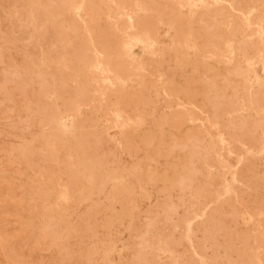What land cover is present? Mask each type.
Here are the masks:
<instances>
[{"label": "rangeland", "instance_id": "1", "mask_svg": "<svg viewBox=\"0 0 264 264\" xmlns=\"http://www.w3.org/2000/svg\"><path fill=\"white\" fill-rule=\"evenodd\" d=\"M2 1L4 3L5 0L0 1V15L8 13V8L4 7H8L10 0H6L5 3L7 2L8 4L4 3L5 5ZM78 1L83 2L85 0ZM156 1L159 0H93L99 8L98 30L103 34H108V36H110V33L112 35L106 41V44L109 41V46H112L109 52V61L114 66L127 71L129 76L127 82L123 80L125 87H123L122 95L127 94L128 83L131 80L144 86L145 92L143 98H136L137 100L135 99L134 102H129L126 105L115 101L112 92L116 88L103 89L101 87V91L106 94L105 98L107 99L106 102H102L96 99L94 94L97 87L91 83L88 86L91 91L89 92L88 106H83L81 102H73L71 108L65 111L61 106L62 102H53L60 113L61 130L66 135H73L76 127H82L85 129L84 136L86 139L89 138L90 140H87L90 142L92 139L91 143L94 142L93 146L89 143L91 145H89L88 151L90 154L93 149L95 150L96 154L93 151L91 159L102 158L103 172L101 173L102 176H100L101 174L98 175V179L107 188L96 196L100 203L107 205L111 202L114 194L112 187L116 189L135 188V190L131 189L134 196L132 194H125V196H127L128 204L138 212V229L141 222L146 223L148 221L150 224H154L153 228L156 235L154 238L157 239L160 235L165 238L167 245L168 243L170 245L167 246L168 259H183L185 261L183 264H191V261L193 262L192 264H200V262L204 264H213V262L217 264H234L237 261L239 262L235 264H257L258 261L263 262L264 0H245L243 8L241 6L242 9L235 13L229 8L233 0H222L223 3H218L220 0H180L185 5L182 10L176 7L170 8L169 5L174 3V0H160L164 3L162 8L167 5L170 9L168 11L179 18L180 22L178 23L169 20L167 15L151 8L150 2ZM114 6L119 7V9L114 8ZM75 20L77 21V19ZM144 20L147 23H143ZM127 41H129L131 48L134 49L133 56L126 52L125 45ZM114 43H116V47ZM8 46H10L9 43L0 42V48L5 49ZM113 46L115 49H112ZM242 48L243 50L246 49L243 51ZM91 52H89V56L93 58ZM91 61H94V58ZM91 61L86 67L87 73L93 72L91 66L93 63L91 64ZM72 62H75V59H71ZM195 64L198 66H193ZM187 69L196 70L187 71ZM3 70V65L0 64V73ZM189 72H191V75ZM192 73L196 76L192 75ZM202 74L206 75L202 76ZM87 78L90 81L93 80L91 75H88ZM202 80L205 81L203 82ZM70 84L75 90L79 88L78 78L74 72L71 74ZM187 85L188 87H186ZM91 86L94 88H91ZM187 88L191 92L185 91ZM175 90L178 92L177 94H175ZM260 92L263 94H260ZM261 95L263 98L259 97ZM258 98L263 101L259 102V100H256ZM194 99L196 100L193 101ZM182 115H184V118ZM0 121V232L7 238L9 243L13 241L12 243L17 249L26 252L28 251V246L24 241L26 233L21 229L18 220L19 215L25 213L27 209V203L20 188L26 182V177L20 173L18 164L14 165L15 170L8 174L7 179L5 178L6 174L2 171L9 169L8 158L4 151L14 148V146L20 147L24 140L12 134L11 122L1 117ZM252 124H254L253 128L250 127ZM18 127L22 128L23 124H19ZM38 131L37 128L33 129L35 134ZM250 133L253 136L252 140ZM199 135L200 137H198ZM193 136L198 142L194 140ZM250 142H252L251 144L254 147L250 145ZM177 144L178 146H175ZM168 152L170 156L166 155ZM110 159L114 162L112 160L111 162ZM232 161L235 165H232ZM210 162H213V165H209L211 164ZM148 163L154 170L151 169ZM57 168L62 169L60 163H58ZM174 168L177 170L175 171ZM89 170L85 169V172H81L82 179L87 184L91 182L98 183L95 173L97 171L94 168L92 169V167L91 172ZM146 170L147 172H145ZM163 170L166 173L163 172L165 175L161 173ZM141 172L144 174L143 177L147 174L146 180L145 178L142 179ZM149 173L150 176L148 178ZM59 175L65 177L67 173L65 170L60 173L55 170V180H57ZM147 178L150 183H147ZM12 182L13 184H11ZM164 183L165 188H167L163 193L161 188L164 187ZM19 184L21 185L19 186ZM131 185L132 187H130ZM138 194H141V198H136L135 195ZM163 196H167V202L164 204L162 203ZM213 196L214 198L211 200ZM169 197H172L170 198L171 202L168 201ZM206 201L208 205L205 203ZM232 202L233 204H231ZM254 202L255 204H253ZM173 208L177 210L175 211ZM200 208L202 210H199ZM214 208H217L216 212L220 211L215 213ZM225 209L229 214L225 212ZM56 211L60 212L55 207ZM82 211L83 208L76 207L73 211L66 214V218L69 221H73L82 214ZM161 211L165 212L162 214ZM160 213L165 216V219L163 217L165 221L162 219L163 222L160 219L162 218ZM165 213L170 214L167 216ZM226 213L228 214L227 216ZM222 214H225L224 216L226 217L223 218ZM155 216L157 217L155 218ZM233 216L234 218H231ZM181 218H185L184 223ZM213 218L215 219L214 221ZM149 219H152L150 220L151 222ZM158 219H160L159 224L155 222H158ZM218 221H220L219 225ZM170 226L174 228L172 229ZM178 226L180 228L183 226L182 231ZM194 226H196V229ZM219 226L222 228H219ZM228 226L230 229H234V232L230 231ZM203 227L205 228L203 229ZM197 228L199 231H196ZM209 232L212 236L209 235ZM232 234L235 236H231ZM212 237L218 241L214 238L216 242L212 241ZM114 238L117 248L120 249L126 240H130L133 237L127 238L126 234L122 232L121 234H114ZM201 240L204 242L201 243ZM155 241L153 242L155 246L152 245L153 248L151 246L141 251L144 256L143 264H149L147 262L148 254L157 251V241ZM196 242L199 245L201 244L200 247ZM210 242L211 245L213 243L214 250L216 248L212 255H210L211 251L209 250L210 247L212 248L209 245ZM204 243L205 245H202ZM223 244L224 246L226 245L227 249L221 247ZM183 245L184 248L182 247ZM217 248H221L222 252L220 249L217 250ZM179 250L182 254L178 252ZM223 250L227 253L223 252ZM183 251L188 253L185 254ZM194 251L195 256L193 255ZM217 251H220L221 254ZM228 251H233V255ZM234 251L238 253L241 251L239 255L241 258ZM213 253H215L214 256ZM131 255V253H126L122 258V262L129 264ZM188 255L192 258L194 257L195 261ZM222 255L223 257H221ZM243 256L245 259H243ZM107 257L109 264H116V253L109 252ZM188 258L191 260L189 261ZM52 259L53 251L47 248H44L38 254H34L32 258L36 264H58ZM54 259L57 260L56 258ZM0 264H5L1 253Z\"/></svg>", "mask_w": 264, "mask_h": 264}, {"label": "bare ground", "instance_id": "2", "mask_svg": "<svg viewBox=\"0 0 264 264\" xmlns=\"http://www.w3.org/2000/svg\"><path fill=\"white\" fill-rule=\"evenodd\" d=\"M5 1H4V3H5ZM10 2H12V3H10ZM2 3H3V1H2ZM8 3L7 2L5 3V4H8V7H4V8H8V13L6 12V14L0 15V42L10 44V46H8V48H5V49L0 48V64L3 65V69H4L0 73V117L11 122L12 134H14L17 137H20L21 139L24 140V142L20 147L14 146V148H9L8 150L4 151L7 158H8V162H9L8 168L9 169L8 170H2V171L4 174H6L5 178L7 179L8 174L15 170L14 165L18 164V167L20 169V173L26 177V179H25L26 182L23 183V185L19 184V186L21 185L20 188L23 191L22 194L25 197V200L27 203V209H26L25 213L19 215L18 220H19L21 229L23 230V232L26 233V235L24 237L25 238L24 241H25V244L28 246V251L24 252L20 249H17L15 247V245L12 243L13 241H11V243H9L7 238L0 232V253L3 255L5 264H36L35 262H33L32 258L34 256V254L40 253L44 248H47V249H50L51 251H53L52 261H56L58 264H109L108 257H107L109 252L116 253V255H117L116 264H124L122 262V258L125 256L126 253L132 254L130 259H129V264H143L142 261H144L143 260L144 256H143L141 251L143 249H146V248L154 245L155 244V243L153 244L154 240L157 241V244H156L157 245V251L156 252L153 251L150 254H148L147 262L149 264H183V262H185L183 259H179V258H175L174 260L168 259L169 255H168V247L167 246L169 245V243L167 245L165 238L160 236V235L158 236L157 239L154 238V236H156L155 230L153 228L154 224L152 225V223L150 224L146 220L147 221L146 223L141 222V224L139 225L140 227L138 229V223H137V221L139 219L138 212L128 204L127 196H125V194H127V195H130V194L133 195L134 194L131 190L133 188L132 185L130 186V187H132L131 189L130 188L116 189L115 187H112V192H114L113 199L111 198L112 199L111 202H109V204H107V205L100 203L97 200V198H96L97 194L99 192L107 189V188L105 187V185H102L103 182H99V179H98V175H100L103 172V167H102L103 162L101 160L102 158L101 159H95V160L90 158V157H92L91 153L93 151L95 153V150L93 148H96V147L92 148L93 150H92V152H90V154L88 151L89 145L92 144V146H93L94 142L91 143L92 139H91V142L89 141L90 140L89 138H87L89 140L86 139V137L84 136L85 129H83L82 127H76L73 135H66L61 130L60 113H59V110L56 108L55 103H53V102H62L61 106L63 107V109L65 111H67L71 108V106L73 105V102H81V104L83 106H88L89 105V102H88L89 92H91L89 90L88 86L91 83H93L97 87V90L95 91V94H94V95H96V99H99V101H102V102H106L107 99L105 98L106 94L103 91H101V87H103V89L116 88L113 91L114 93L112 92V94L114 95L115 101L117 103H125L126 105H128L129 102H134L136 98L137 99L143 98V95L145 92L144 86H142L138 82H134L131 80L128 83L129 89L127 90V94L124 96L122 95V90L124 89L123 87H125L123 80H124V82H127L129 80V76L127 75V71L122 70V68H120L118 66H114L112 64V62L109 61V52H110L112 46H109V44H110L109 41L106 44V41L108 39H110L111 38L110 36H112V35L110 33L109 34L110 36H108V34H103L101 31L98 30V26H97V20L99 17L98 6L93 2V0H85L83 2H79L78 0H13V1L10 0ZM218 3H223V1L220 0ZM162 5H164V3L160 0L156 1V2H150L151 8H153L154 10H157L158 12L163 13L164 15H167L169 20H171L175 23L180 22L179 18L176 17V15H172L173 13L168 11L170 9L167 5H166V7H163V8H162ZM244 5H245V0H233V2L229 5V8L231 9V11L233 13H235L236 11L238 12L240 9H242ZM169 6H170V8L176 7V8L181 9V10L185 7V5H183L180 0H174V3H170ZM241 6H242V8H241ZM0 7H1V5H0ZM114 8L119 9V7H117V6H114ZM111 9H112V7H111ZM5 11H6V9H5ZM1 12H2V10H1ZM202 17H203V15H202ZM193 18H194V16H193ZM75 19H77V21ZM196 22L198 24L197 20H196ZM143 23H147V21L144 20ZM251 23H252V21H251ZM256 23H257V21H256ZM115 31H117V30H115ZM131 32H133V31L131 30ZM198 34H200V33H198ZM219 38H222V37H219ZM111 41H114V40H111ZM234 41H236V40H234ZM114 44L116 47L117 46L116 43H114ZM240 45H242V44H240ZM258 46H259V44H258ZM115 47L113 46L112 49H115ZM125 47H126L125 48L126 52L130 56H133L134 55V49L131 48L129 41L126 42ZM248 47H250V46H248ZM255 47H256V45H255ZM236 50H237V48H236ZM242 50H243V48H242ZM238 51H239V49H238ZM259 51H260V49H259ZM89 52H91L93 54L94 61H91L93 58L92 57L90 58ZM112 53H113V51H112ZM124 56H125V54H124ZM71 59H75V62L71 63ZM90 61H91V64L93 63L91 65L93 68V72L91 71V73H87L86 67L90 63ZM194 63H195V61H194ZM193 66H196V64ZM211 68H212V66H211ZM188 70L189 69H187V71ZM190 70H193V69H190ZM195 70H193V71H195ZM72 72H74L75 76H77V78H78L79 88L77 90L73 89L71 87V84H70V78H71ZM196 72H198V71H196ZM189 73L191 75V72H189ZM201 73H200V75H201ZM88 75L93 76L92 81H90V79L87 78ZM188 75L189 74L187 72V76ZM192 75H195V74L192 73ZM204 75H206V74H204ZM204 75L202 74V76H204ZM209 76H211V75H209ZM209 76H208V78L210 79ZM208 78H206V79H208ZM214 78H216V77H214ZM193 79H195V78H193ZM178 80H180V79H178ZM202 81L204 82L205 80H202ZM195 82L197 83V81H195ZM209 82H210V80H209ZM192 83H193V81H192ZM191 86H193V85H191ZM186 87H188V85ZM91 88H94V87L91 86ZM189 88H187V90H185V91L191 92ZM176 90H178V89H176ZM179 91H180V89H179ZM185 91H184V93H185ZM193 92H194V90H193ZM221 92H224V91H221ZM261 92H260V94H263ZM177 93L178 92L176 91L175 94H177ZM255 93H256V91H255ZM190 94H189V96H190ZM213 97H215V96L213 95ZM243 97H245V96H243ZM259 97L261 98L262 95ZM260 98H258L256 100H259ZM195 100L196 99H194L193 101H195ZM228 100H229V98H228ZM262 101L263 100H261V101L259 100V102H262ZM243 103H244V101H243ZM209 104H210V102H209ZM69 113H70V111H69ZM76 115H78V114H76ZM196 115H198V114H196ZM75 117H77V116H75ZM182 117L184 118V115H182ZM174 118H176V117H174ZM142 120H143V118H142ZM174 121H175V119H174ZM176 121H178V120H176ZM5 123H7V122H5ZM251 123H252V121H251ZM19 124H23V127L19 128L18 127ZM175 124H177V123H175ZM66 126H67V124H66ZM171 126H172V124H171ZM253 126H254V124H252V126H250V127L253 128ZM34 128H37L39 130L36 134L33 132ZM200 129H199V131H200ZM257 131H258V129H257ZM195 132L197 133V131H195ZM189 134H191V133H189ZM198 134H199V132H198ZM200 135L198 137H200ZM226 135H227V131H226ZM238 137H239V135H238ZM252 137L253 136L251 134V140H252ZM258 137H256V138H258ZM193 138H194V140L197 141V139L194 136H193ZM202 138H204V137H202ZM21 139H20V142H21ZM241 139H242V137H241ZM243 140H244V137H243ZM190 141H191V139H190ZM147 142H148V140H147ZM172 142H173V140H172ZM89 143H91V144H89ZM251 143L252 142H250V145L252 146L253 144H251ZM172 144H174V143H172ZM105 145H107V144H105ZM175 146H178V144ZM169 147H172V146H169ZM253 147H254V145H253ZM162 148H163V146H162ZM108 149H109V147H108ZM167 149H170V148H167ZM103 151H104V149H103ZM195 152H197V151H195ZM126 153H127V151H126ZM99 155H102V154H99ZM166 155L170 156L169 152ZM93 156L95 157V155H93ZM134 156H135V154H134ZM188 157H189V155H188ZM199 157H200V155H199ZM111 160L112 159H110V161ZM170 161H171V159H170ZM58 163L61 164L62 169L57 168ZM210 163L211 164H209V165H213L212 164L213 162H210ZM230 164H231V162H230ZM148 165L150 166L149 163H148ZM232 165H235L234 162ZM249 165H251V164H249ZM91 167H92V169L94 168L97 171L95 173H96V180L98 183H96V182L92 183L91 182V183L87 184V183H85V181L81 177L82 176L81 172L84 171L85 169H90L89 171L91 172ZM145 167H147V166L145 165ZM228 167H229V165H228ZM181 168H182V166H181ZM151 169H153V167H151ZM55 170H57L58 173L64 172V170H65L67 175H65V177L59 175L57 177V180H55ZM176 170L177 169H175V171ZM165 171H168V170H165ZM255 171H257V170H255ZM92 172H94V171L92 170ZM145 172H147V170ZM163 172H164V170L161 171V173H163ZM157 173H160V172H157ZM141 175H142V179H143L146 177L147 174L144 177H143V175H144L143 173ZM182 175H183V173H182ZM100 176H102V174ZM149 176H150V173L148 174V178H149ZM148 178H147V183L148 182L150 183V180ZM179 179H181V178H179ZM145 180H146V178H145ZM104 182H106V180H104ZM243 182H244V180H243ZM11 184H13V182ZM212 185L214 186V184H212ZM163 186L164 187L161 188V192L164 193V191L167 187L165 188V183L163 184ZM217 186H219V185H217ZM16 187H18V186H16ZM248 187H249V185H248ZM181 189H183V188H181ZM262 189H264V188H262ZM133 190H135V188H133ZM170 193H172V192H170ZM135 196H136V198H141V194H138ZM165 197H166V199H165ZM165 197L163 196V198H162L163 204L165 202H167L166 201L167 196H165ZM170 198H172V197H169V199ZM213 198H214V196L211 198V200H213ZM169 199H168V201L171 202V199L170 200ZM240 200H241V198H240ZM179 201H180V199H179ZM232 201H235V200H232ZM205 203L208 205L207 201ZM182 204H181V206H182ZM231 204H233V202ZM239 204H240V202H239ZM253 204H255V202ZM169 205L172 206L173 204H169ZM55 207H56V209H59L60 212L59 211L55 212ZM76 207L83 208L82 214L80 216L76 217L75 220L69 221L66 218V214L73 211ZM224 207H226V206H224ZM167 208H169V207L167 206ZM167 208H165V209H167ZM254 208H255V206H254ZM173 209L175 210V208H173ZM169 210H171V209H169ZM199 210H202V209L200 208ZM214 210H215V213H218V211H220V210H218L216 212L217 208H214ZM237 210H236V213H237ZM163 212H165V211H163ZM163 212H162V214H163ZM178 212H179V210H178ZM225 212H227L226 209H225ZM227 213H226V216L229 214V213L228 214ZM152 214H154V213H152ZM156 214H157V212H156ZM169 214L170 213H168L166 215L168 216ZM220 214H221V212H220ZM150 215H151V213H150ZM211 215H213V214H211ZM224 215L225 214H222L223 218L226 217ZM238 215H237V217H238ZM157 216H160V215H157ZM157 216H155V218ZM182 216H185V215H182ZM234 216L231 218H234ZM163 217L165 219V216H163V215H162V218H160L162 222L164 220ZM192 217H194V216H192ZM220 217H221V215H220ZM188 218H190V217L188 216ZM227 218H229V217H227ZM160 219H158V222L155 221L157 219H155L153 221H155L156 223L159 224ZM184 219H182L183 223H184ZM150 220H152V219H149V221ZM191 220H193V219H191ZM214 220L215 219L213 218V221ZM225 220H226V218H225ZM187 221H189V220H187ZM220 221L222 222V220H220ZM220 221H218V225L220 224L219 223ZM223 222H224V219H223ZM165 223H163V224H165ZM167 223H169V222H167ZM175 223H177V222H175ZM230 224H231V222H230ZM177 225H175V226L177 227ZM180 225H181V223H180ZM212 225H214V224H212ZM215 225H217V224H215ZM183 226H182V228H183ZM202 226H203V224H202ZM236 226H237V222H236ZM170 227H172V226H170ZM173 228L174 227H172V229ZM182 228H180V230ZM194 228L196 229V226H194ZM204 228L205 227H203V229ZM219 228H222V227L219 226ZM228 228H229V226H228ZM233 228H235V227H233ZM215 229H216V227H215ZM159 230H161V229H159ZM224 230H225V227H224ZM231 230L234 232V229L231 228L230 231ZM196 231H199L198 228ZM210 231H211V229H210ZM122 232L126 234L127 238H132V237L133 238L130 240H126V242H124V244L121 246V248L118 249L116 246L114 234H121ZM212 232H214V231H212ZM217 233H219V232H217ZM159 234H161V233H159ZM195 234H197V233H195ZM209 235L212 236L211 233ZM233 235L234 234H232L231 236H233ZM184 236H183V238H184ZM224 236H226V235H224ZM135 237L137 238L136 241H135V239H136ZM176 237H178V236H176ZM179 237L181 238L180 235H179ZM201 238H202V236H201ZM213 238L214 237H212V239L211 238L210 239L212 241L214 239H216V238H214V239ZM180 240H182V239H180ZM198 241H199V239H198ZM216 241H218V240L216 239ZM200 242L203 243L204 241L201 240ZM196 243L198 244V242H196ZM231 243H232V241H231ZM231 243H229V244H231ZM200 245H199V247H200ZM202 245H205V243ZM209 245L212 246V248H213V250L211 247L209 249L211 251L210 255H212V252H215L216 248L214 250L213 243L211 245V242ZM209 245H208V247H209ZM195 246L197 247V245H195ZM225 246L223 244V246H221V247L223 248ZM182 247L184 248V245ZM229 247H230V245H229ZM152 248H153V246H152ZM234 248L235 247H233V249ZM188 249H190V248H188ZM219 249L222 252L221 248H219ZM219 249L217 248V250H219ZM224 249H227V247H225ZM234 250H236V249H234ZM220 251H217V252H219V254H221ZM178 252L181 253L180 250ZM196 252H198V251H196ZM223 252L227 253L225 250H223ZM230 252L232 253L233 251H230ZM176 253H175V255H176ZM187 253L188 252H186L185 254H187ZM240 253H241V251H240ZM240 253L237 252V256H239ZM214 254L215 253H213V256H214ZM193 255L195 256V251L193 252ZM203 255H202V257H204ZM216 255H218V254H216ZM223 255H224V253H223ZM223 255L221 257H223ZM231 255H233V253ZM237 256H235V257L238 258ZM188 257H190V256L188 255ZM54 258H56L57 260H55ZM190 258H192V257H190ZM190 258H188L189 261L191 260ZM193 258H192V260H194ZM224 258H221V259L225 260L226 258L225 259ZM243 259H245L244 256H243ZM222 260H220V261H222ZM228 260H230V259L228 258ZM234 260H235V258H234ZM238 260H239V258H238ZM237 262H239V261H237ZM237 262H235V263H237ZM190 263L192 264L193 262L191 261ZM215 263L213 262V264H215ZM200 264H204V263L200 262ZM229 264H231V263H229ZM257 264H264V260H263V262L258 261Z\"/></svg>", "mask_w": 264, "mask_h": 264}]
</instances>
